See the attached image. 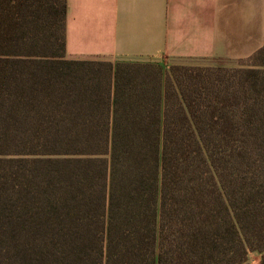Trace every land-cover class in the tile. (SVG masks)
I'll use <instances>...</instances> for the list:
<instances>
[{
    "label": "trees",
    "instance_id": "16d2710c",
    "mask_svg": "<svg viewBox=\"0 0 264 264\" xmlns=\"http://www.w3.org/2000/svg\"><path fill=\"white\" fill-rule=\"evenodd\" d=\"M67 11L0 0V264H264V46L71 59Z\"/></svg>",
    "mask_w": 264,
    "mask_h": 264
},
{
    "label": "crops",
    "instance_id": "0c3cea01",
    "mask_svg": "<svg viewBox=\"0 0 264 264\" xmlns=\"http://www.w3.org/2000/svg\"><path fill=\"white\" fill-rule=\"evenodd\" d=\"M67 56L239 67L264 46V0H67Z\"/></svg>",
    "mask_w": 264,
    "mask_h": 264
},
{
    "label": "rangeland",
    "instance_id": "374dc122",
    "mask_svg": "<svg viewBox=\"0 0 264 264\" xmlns=\"http://www.w3.org/2000/svg\"><path fill=\"white\" fill-rule=\"evenodd\" d=\"M158 63V62H157ZM172 65V63L163 64L165 69H169ZM262 254L257 251H251L248 255V263L250 264H260L261 263Z\"/></svg>",
    "mask_w": 264,
    "mask_h": 264
}]
</instances>
